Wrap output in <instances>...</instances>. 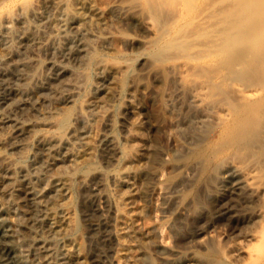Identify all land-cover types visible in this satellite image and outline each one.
<instances>
[{
    "label": "rangeland",
    "instance_id": "374dc122",
    "mask_svg": "<svg viewBox=\"0 0 264 264\" xmlns=\"http://www.w3.org/2000/svg\"><path fill=\"white\" fill-rule=\"evenodd\" d=\"M203 13L209 23L204 29L196 23ZM63 20L70 22L56 32ZM262 40L264 0H0V205L17 264H116L114 175L132 121L137 116L146 136L164 150L177 140L185 144L172 127L177 100L161 111L152 98L154 89H164L160 71L172 61L220 64L224 54ZM34 57L54 63L32 71L22 66ZM16 74L32 79L21 82ZM33 86L37 98L28 92ZM8 117L25 121L36 135L26 158L18 135L3 124ZM167 155L147 182L145 176L127 178L138 198L127 206L125 221L145 232L155 228L163 249L154 252L156 263L177 252L175 264H264V214L255 215L261 208L264 213V204H254L253 211L233 204L230 214H221L220 206L190 235L173 234L179 223L176 207L166 203L176 195L163 185L173 172ZM249 211L256 212L244 222ZM31 216L36 222L28 229ZM199 229L202 235H192ZM202 239L204 253L215 249L204 263L192 257ZM143 256L140 264L148 260Z\"/></svg>",
    "mask_w": 264,
    "mask_h": 264
},
{
    "label": "bare ground",
    "instance_id": "6f19581e",
    "mask_svg": "<svg viewBox=\"0 0 264 264\" xmlns=\"http://www.w3.org/2000/svg\"><path fill=\"white\" fill-rule=\"evenodd\" d=\"M69 22L61 21L56 32ZM196 23L202 29L209 26L204 13L196 18ZM77 28L80 31V26ZM33 59L23 61L22 66L32 71L40 63H54ZM218 61H221L220 64L216 61H172L160 69L162 77L158 75L157 78L164 89H154L152 98L161 111L168 107L169 100H177L179 115L176 121H172V127L184 138L185 144L177 140L170 150H164L160 143L155 142L156 139L153 141L146 136L137 116L132 121L123 147L124 159L114 175L113 191L117 198L115 236L118 241L114 256L116 264H140L144 254L148 257L146 264H157L154 252L163 249L155 240V228L145 232L135 227L134 222L125 220L127 206L134 204L138 198L136 192L129 189L135 186L134 179L145 176L146 181V178L158 175V166L163 167L167 162L162 160L164 153L170 156L168 163L173 169L163 185L166 190L176 192L166 200L168 205L177 209L174 218L179 224L173 227L176 237L190 235L195 223L201 222L204 216L214 218L220 206L223 210L221 214H230L233 204L244 205L252 211L257 207L254 204H264V40L234 56L224 54ZM15 77L27 80L25 83H28L27 77L32 79L29 74H16ZM34 86L28 92L37 98L39 92ZM70 114L65 116L64 122ZM100 116L101 113L95 115L96 118ZM3 124L7 126L8 133L18 135L21 140H18V147H25L23 158H26L31 139L36 136L31 127L25 121L11 117L5 118ZM157 129L160 130L159 127ZM261 209L254 211L258 217L264 214ZM252 211L247 213V217L241 216L244 222L253 217ZM6 215L0 205V239L3 242L0 264H17L13 237L8 230L10 221ZM183 219L184 223L181 222ZM30 221L33 223L26 224L28 229L36 222L34 219ZM194 232L200 236L204 229L193 231L192 235L196 234ZM199 243L202 248L192 252V257L194 261L204 263L205 259L213 256L215 249L207 242L212 246L205 247L207 252L205 250L204 253V240ZM167 254L170 255L161 257L160 263L175 264L181 257L177 252ZM6 256L10 262L3 259Z\"/></svg>",
    "mask_w": 264,
    "mask_h": 264
}]
</instances>
